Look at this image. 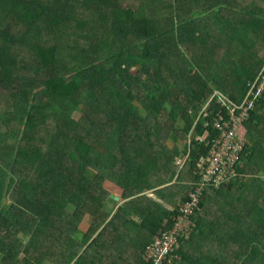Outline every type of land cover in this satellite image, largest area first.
Instances as JSON below:
<instances>
[{
  "label": "trees",
  "instance_id": "trees-1",
  "mask_svg": "<svg viewBox=\"0 0 264 264\" xmlns=\"http://www.w3.org/2000/svg\"><path fill=\"white\" fill-rule=\"evenodd\" d=\"M134 1L0 0V264H123L103 257L123 241L140 264L154 235L171 227L173 189L198 181L195 163L209 150L195 139L184 144L198 113L215 91L241 103L264 67L256 29L264 0ZM262 128L264 94L244 126L239 178L221 189L230 194L221 202L243 206L208 214L202 199L179 264H264ZM195 131L217 137L201 122ZM188 154L178 172L176 159ZM176 177L170 193H153L163 203L145 195ZM108 182L132 199L109 221ZM185 189L181 202L194 190ZM86 214L90 233L80 228ZM219 224L230 227L229 246L209 261Z\"/></svg>",
  "mask_w": 264,
  "mask_h": 264
},
{
  "label": "built area",
  "instance_id": "built-area-1",
  "mask_svg": "<svg viewBox=\"0 0 264 264\" xmlns=\"http://www.w3.org/2000/svg\"><path fill=\"white\" fill-rule=\"evenodd\" d=\"M247 94L241 103L231 101L220 91H215L208 103L200 110L194 127L189 135V143L195 127L202 123V129L209 127L217 134L210 142L209 133L204 137H195L197 142L208 149L206 155L199 156L195 163V176L198 181L189 194V200L179 203L176 213L172 216L171 227L159 231L142 253V264H173L181 259L179 250L185 241L194 233L196 223L193 217L199 208L204 193L207 190L220 191L232 185L239 178L238 168L246 140L244 126L255 110L256 104L264 94V67L257 78L247 86ZM217 106L212 110L213 104ZM207 132V131H206ZM179 161L183 167L187 160Z\"/></svg>",
  "mask_w": 264,
  "mask_h": 264
},
{
  "label": "crops",
  "instance_id": "crops-1",
  "mask_svg": "<svg viewBox=\"0 0 264 264\" xmlns=\"http://www.w3.org/2000/svg\"><path fill=\"white\" fill-rule=\"evenodd\" d=\"M138 1H140L141 2V0H138ZM191 133V132H190ZM206 133H209V131H205V134L202 136V137H204L205 135H206ZM190 135V134H189ZM189 135H188V137H189ZM195 135H196V133L195 134H193V136H192V138H191V142L190 143H192V141H193V139H195ZM245 139H247V141H248V130H245ZM187 137V138H188ZM209 137H210V134H209ZM187 138H186V140H187ZM189 142H188V144H190ZM180 159V158H179ZM178 160V159H177ZM183 160H187L186 161V163H185V165L182 167V169H184V167L186 166V164H187V162H188V160H189V154L187 155V157H185ZM176 164H177V162H176ZM176 181L177 180H175L174 182L176 183ZM173 182V183H174ZM109 183V182H108ZM173 183H171V184H169V185H166V186H162V187H159V188H157L156 190H154V191H152V192H147L145 195H148L150 198H154L155 200H157L156 199V197L153 195V193H155V191H158V190H160V191H162V190H165V191H167V193H170V191L168 190V188H170V187H172L174 184ZM111 184V183H110ZM107 185V184H106ZM176 185V184H175ZM187 185H189L190 186V188H195V183L194 184H180L179 186H177V188H175V189H173V191H172V194H173V196L175 197V199L176 198H180L179 200H177V206H178V204L181 202L180 200L184 197V195H185V191H186V189H185V186H187ZM106 188H107V190H108V192H110V199L109 200H106V205H109L110 207H111V209H103V211H105L106 213H108V214H110V217L108 218V220L107 221H109L110 220V218H111V216L114 214V213H116V211H117V209L119 208V206H121L123 203H125L126 201H128V200H132L131 198H129V199H124V191L122 190V189H120V188H118L117 186H115V185H113L112 184V187H108V186H106ZM174 191H178V192H181L182 193V195L180 196V195H176V193H173ZM223 193H226V195H230L229 193H227V192H224V190H221V191H218V192H214V191H208V192H205L204 193V196H203V207H202V209H203V211L205 212H208V214H209V212H211L210 211V209H236V208H240V207H242L243 206V204L242 203H232V204H230V205H226V204H224L223 202H221V201H223L222 199H225V197H226V195L225 196H223ZM111 196H113L114 198H118L119 199V201H116V200H114V199H112L111 198ZM235 196H236V194H235ZM157 201H159L160 203H163L161 200H157ZM167 208H168V205H166V204H164ZM169 210H171V211H173L174 210V207H172V208H170ZM87 215V217L89 218L88 219V225L85 223V222H83V223H85L86 224V226L88 227V231L91 229V226H90V223H91V220H90V215L89 214H86ZM133 216H134V221H138V222H141L142 221V219L140 218V216H139V213L136 211V210H133ZM171 219H172V217H171ZM82 223V224H83ZM105 223H107V222H105ZM105 223L102 225V227L97 231V232H93V236H92V238L90 239V241H89V243H88V245L89 244H91L93 241H94V239L98 236V234H99V232L104 228V226H105ZM81 224V225H82ZM211 227V226H210ZM86 230V231H87ZM228 230H230V227H228L227 228V231ZM84 231H85V229H84ZM130 231H133V229H131L130 228ZM161 231V230H160ZM146 232H144V234H145ZM156 235V234H155ZM154 235V236H155ZM109 236H111V235H109ZM144 236V235H143ZM154 238V237H153ZM104 243L103 242H101L99 245L101 246V245H103ZM129 244L131 245V247H132V249H134V247H133V245L131 244V243H128V241H123V242H117L116 244H109V248L107 249V251H103V253H104V256L103 257H105L107 260L105 261L106 263L107 262H113L114 263V261H118V259H120V262L121 263H123V264H131L133 261H134V259H135V257H134V255H133V253H132V250H131V248L129 247ZM87 245V246H88ZM148 245V244H147ZM146 245V246H147ZM188 245V244H187ZM86 246V247H87ZM105 246V245H104ZM145 246V247H146ZM185 246H186V244H185ZM223 246H225V244H223ZM86 247L84 248V250L86 249ZM184 247V246H183ZM227 247V246H226ZM83 250V251H84ZM144 250H145V248H144ZM143 250V251H144ZM82 251V252H83ZM81 252V253H82ZM143 253V252H142ZM142 253H141V255H140V257H139V260H140V262L142 263ZM191 254V253H190ZM190 254H189V256L188 257H190ZM194 254V253H193ZM192 254V255H193ZM106 255H110V257H107ZM204 256V258L206 259V260H209V261H211V260H214V258H219L220 257V255L219 254H217V255H215V254H209V255H203ZM133 257V258H132ZM198 256H197V254H194L193 256H191V258H197ZM214 257V258H213ZM180 258H181V261H182V256H180ZM114 260V261H113ZM185 261V260H184ZM50 263V262H49ZM49 263H47V264H49ZM140 263V264H141ZM177 264H179V263H177Z\"/></svg>",
  "mask_w": 264,
  "mask_h": 264
},
{
  "label": "rangeland",
  "instance_id": "rangeland-1",
  "mask_svg": "<svg viewBox=\"0 0 264 264\" xmlns=\"http://www.w3.org/2000/svg\"><path fill=\"white\" fill-rule=\"evenodd\" d=\"M117 0H108V2L107 3H112V2H116ZM162 0H146V3H145V7L147 8V7H153V5L155 4V3H160ZM249 1V0H248ZM121 2H122V4L124 5V7H128L129 5H138V3L136 2V1H134V0H121ZM73 6H79L81 9H84V7H82V6H80V5H73ZM159 6H160V8H162L161 7V4H159ZM70 7V6H69ZM79 7L78 8H76L75 9V11L74 12H76V13H78L79 12ZM116 7V6H115ZM162 13H164V12H162V10H158L157 11V13L156 14H162ZM236 18V17H235ZM1 28H3V27H1ZM249 29V31L250 32H252L253 31V27L250 25V28H248ZM256 29H258L261 33H262V35H264V26H260V27H257ZM19 54L20 55H22L23 57H24V59L26 60V62L27 63H29V64H31L32 63V60H33V58H31L28 54H25V53H22V52H19ZM263 69V68H262ZM262 69H261V71H262ZM137 70H139V65L137 64L136 66H135V69H134V72L135 71H137ZM260 71V72H261ZM32 75V74H31ZM147 78V77H146ZM146 78H144V80H146ZM34 93V92H33ZM74 118L76 119V120H79V118H80V116L79 115H75L74 116ZM149 124H151V122H149V123H146L144 126H146V127H143V128H141L140 129V133L141 134H145L146 133V131H147V127L149 126ZM263 129V128H262ZM264 130V129H263ZM243 132L244 131H242V134H243ZM188 143L189 142V137L187 138V140L186 141H184V144L185 143ZM186 143V144H187ZM180 148H182V146H183V142L181 143V144H179L178 145ZM172 148H174V146H172ZM177 160V159H176ZM177 164L179 165V161L177 162ZM176 164V166L178 167V172H181L182 171V167H179L178 165ZM178 175H179V173H178ZM177 175V176H178ZM260 178H262V177H260ZM176 180H177V177H176ZM264 180V179H263ZM175 183V182H174ZM173 183V184H174ZM105 186H108L109 188L110 187H112V184H110V182L109 183H107V185L105 184ZM245 193V192H244ZM248 194V192H246V195ZM180 198H176L175 199V201H177V200H179ZM173 206H171V205H168V208L170 209V208H172ZM67 211H70V210H67ZM68 215H70L71 213L70 212H68L67 213ZM207 217H209V216H207ZM88 217H87V215H85V217H84V222L87 224L88 223ZM85 223H83L81 226H80V228L84 231V229H85V231L88 229V227L86 226V224ZM88 225V224H87ZM216 225H218V223H216ZM89 226V225H88ZM209 229H211V227H209ZM88 231V230H87ZM89 233H90V231H88ZM213 234L215 235V237H220V238H222V241H216V240H214V242L213 243H210L209 245H210V247H211V249H212V253L211 254H215V255H217V254H220L219 252L222 250V246H223V244H226V246H229V239H230V236H231V234L229 233V230L227 231L225 228H224V224H219V226L215 229V231L213 232ZM229 250V249H228ZM229 252H230V250H229ZM133 258V257H132ZM181 259H176V260H174V262H173V264H177L179 261H180ZM46 263V262H45ZM42 264H44V263H42ZM47 264V263H46Z\"/></svg>",
  "mask_w": 264,
  "mask_h": 264
},
{
  "label": "clouds",
  "instance_id": "clouds-1",
  "mask_svg": "<svg viewBox=\"0 0 264 264\" xmlns=\"http://www.w3.org/2000/svg\"><path fill=\"white\" fill-rule=\"evenodd\" d=\"M246 136H245V131H244V138H245ZM246 140V139H245ZM208 191H210V190H207L206 192H208ZM221 191V190H220ZM214 192H218V191H214ZM203 199V198H202Z\"/></svg>",
  "mask_w": 264,
  "mask_h": 264
},
{
  "label": "water",
  "instance_id": "water-1",
  "mask_svg": "<svg viewBox=\"0 0 264 264\" xmlns=\"http://www.w3.org/2000/svg\"><path fill=\"white\" fill-rule=\"evenodd\" d=\"M111 198H112V199H114V200H116V201H119V199H118V198H114L113 196H111Z\"/></svg>",
  "mask_w": 264,
  "mask_h": 264
}]
</instances>
